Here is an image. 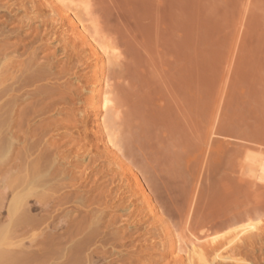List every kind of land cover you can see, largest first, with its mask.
Masks as SVG:
<instances>
[{"label":"rangeland","instance_id":"obj_1","mask_svg":"<svg viewBox=\"0 0 264 264\" xmlns=\"http://www.w3.org/2000/svg\"><path fill=\"white\" fill-rule=\"evenodd\" d=\"M84 1L117 49L104 69L115 146L86 103L94 61L79 31L70 32L48 0H0V57L13 60L0 71L8 75L0 74V122L11 117L0 131L14 140L0 179L16 176L20 189L28 164L46 152L54 157L42 187L50 207L31 212L47 223L35 233L44 240L52 232L67 245L82 224L94 233L84 252L100 264H186L169 232L228 237L252 220L255 231L241 235L234 252L264 264V180L252 177L245 159H264V0ZM5 215L1 208L0 222ZM29 234H7L1 247L8 238L28 244Z\"/></svg>","mask_w":264,"mask_h":264},{"label":"bare ground","instance_id":"obj_2","mask_svg":"<svg viewBox=\"0 0 264 264\" xmlns=\"http://www.w3.org/2000/svg\"><path fill=\"white\" fill-rule=\"evenodd\" d=\"M48 1L55 7V8H51V9H54L53 12L57 11L55 14L59 13L57 15L62 19V21H64L63 19L68 20V27L70 28L69 29L70 32H73L75 30L77 32L79 31L78 33L77 32L76 33L79 35L80 41L82 40V42L86 45V47L88 46L90 48L89 50H90L91 55H92V56L90 55V57H92L91 59L94 61V63H93L94 69L92 70L93 81H92V88L89 90V99H88L89 102H86V103L88 104L89 108L91 109V110L89 109V111H93L95 113V116H97L98 121H99L98 123L100 125V129H101V131H103V133H105L104 136L106 135L107 141L109 142V144L111 143L113 146H115L116 143L114 144V142H113V135H114L113 134V131H114L113 130V126H114L113 117H114V113H115L114 102H113L114 100L112 99V96H111V88H110L111 86L109 84V80H107V78L105 76V73H104L105 70L104 69H105V64L107 65V62L109 63V61L116 59L117 49L115 47L111 46L108 42H105V40L102 39L103 37H101L102 35L100 36V32L98 31V29H97L98 27L96 25L97 23H95L90 16L91 15L90 14V5L86 1H84V0H48ZM35 6H37V5H34V7ZM53 6H51V7H53ZM1 7H3L4 9H8L9 6H7V3H6L3 6L1 5ZM23 7H22V9H23ZM34 7L32 8V6H31L30 7L31 9H29V10L27 8H25V10L27 9L28 13L32 14V12H34L33 11ZM38 10H39V8H38ZM34 18L36 19L37 17L35 16ZM38 18H39V16H38ZM31 20L32 21L34 20L33 17L28 18V22H29L30 26H31V24H30ZM42 23H43V21H42ZM65 25H67V23ZM67 32H68V29H67V31L65 30L64 33L66 34ZM71 34H73V33H71ZM63 37H64V35H63ZM65 37H67L69 39V36H65ZM1 54L2 53L0 52V55ZM88 55H89V53H88ZM2 57H0L1 58L0 59V69H1L0 71H1V73H3L2 70L5 69V68H3L4 66L6 68L11 66L10 65L11 63H9V66H8V62L11 60V59H8L9 56L6 54L4 56V58H2ZM11 61H13V60H11ZM6 62H7V64H6ZM12 64H14V62ZM1 66H3V67H1ZM12 66H14V65H12ZM6 70H4V72H6ZM6 73H5V75H6ZM1 75H3V74H1ZM5 75H3L4 78H2V79L6 78ZM10 75H12V74H10ZM6 76H8V75H6ZM10 77L12 78V76H9V78ZM2 79L0 81L1 82L0 84H2L3 81L5 83L6 79L3 81H2ZM7 81H8V79H7ZM5 87H7V86H5ZM1 89H2V87L0 88V91H1ZM2 92H4V90ZM6 106H4V108ZM35 107L36 106H33V107L29 108L28 111H25V112L23 111L24 113L22 114L21 118L19 117V119H18L19 125L23 124L22 122H24V123L27 122V124H28V121H29L28 116L34 115L36 113ZM5 110L6 109H4V111ZM7 113L9 114V112H6V116H7ZM7 119H8V121H6ZM9 120H11L10 115H8V117L4 116L1 119L0 123L3 124L4 122H9ZM0 128H2V126H0ZM23 132H25V131H23ZM1 133L2 132L0 131V165H4L5 162L8 163L7 161H9V160L6 161V159H8V157H10L8 154L11 151H13L12 148L14 146L13 145L14 140L12 138L13 137L12 135H9V136L7 135V137H6V135L4 136ZM33 136L34 135H32V138H34ZM27 138H26V140H28ZM29 142H30V140H29ZM30 144H29V146H31L30 148H32V145H30ZM27 149H25V150H27ZM27 152H29V151H27ZM46 153L45 154L43 153L42 156L40 155L39 159L36 160V163L33 160L32 162H34V164L33 163L28 164V166L32 165V166L28 167L29 170L27 171V173L28 172L29 173L27 174L26 171L24 170V173L22 174V175H25L26 177H24V176L21 177L18 175L19 177H21V181H22V183H21L22 186H20V183L18 186V187H21L20 189H17L14 186L15 182H13V180L15 181L16 176L14 177V175H13L14 178L12 180H10V177H9L10 174L9 175L5 174V175L1 176V179H0L1 180L0 181V183H1V185H0V209L1 208L5 209L6 220L0 222V237H1L0 238V264H100L101 262H99V261H101V260H99V259L94 260L92 258V256H88L84 252V250L87 248V246L90 244V242L92 243L94 233L93 234L92 233L86 234L85 228H83L82 224L78 225L74 229L75 230L74 236L77 237V238H75L76 240L73 241L72 243H68L67 245L66 244L64 245V241L66 239L65 237L62 238L59 235L58 236L53 235L52 232L49 235H47L44 240L41 239L43 237V236L41 237V235H42L41 231L39 233H35V231L38 228V225L41 223V220H42L43 224L45 223L43 221L45 218L41 217L42 219H38L34 215L32 216V214H33V213L31 214L32 210L33 209H40L42 211H46V209H47V211H48V207H50V204L48 202L46 204V201L48 199L45 198V196L48 193L46 195H44L46 193L44 191V188H45L44 185H45V183L47 184V182H48L47 181L49 179L48 173H49L50 167L52 166V165H50V164H52V162L49 160L53 161L54 157L52 159H50L51 155L49 156V153H47L48 155ZM7 155H8V157H7ZM24 155H23V157H24ZM16 156H17V154H16ZM29 158H30V156H29ZM14 159H16V158H14ZM245 159L250 162V168L248 169V167H247V169L250 171L251 175H253L252 177H254L255 179H258V180H264V159L257 160V159H255L254 155H252L251 153L246 155ZM6 163H5V165H6ZM47 167H49V168L47 169ZM24 168H26V167H24ZM51 169H52V167H51ZM3 173H5V172H3ZM13 173H14V171H13ZM11 175H12V172H11ZM22 179L24 180V182ZM54 180L56 181V179H54ZM12 182L14 183V185L12 184ZM72 183L74 184V182H72ZM16 184H18V183H16ZM52 184H54V183H52ZM43 186H44V188H42ZM38 188L41 189L40 190L41 193L38 190ZM37 193H40V195H38ZM31 198H35L36 200L34 199V202H32V204H29L28 202L31 200ZM248 221H250V219ZM251 221L250 222L245 221V223L242 222L243 225L240 226L239 229H236L237 231L234 234H232V236H228V237L223 236L222 233L212 232L210 230H209L210 232H208V231L204 232L202 234L203 235L202 237L201 236L199 237L194 232H189L188 235L185 234V236H183V235H180L179 232H178L179 234H177L176 231L175 232L171 231L168 234V239H169L170 246L172 247V249H174V250L176 249L178 252L183 253V258H184L186 264H249L246 261L238 259L237 258L238 256L236 257L235 252H234V248H235L234 245L236 243H238L240 240L242 241V239H240L241 235H243V234L245 235V233H247V231H249V232H251L253 230L255 231V229H256V227L254 225L255 222L252 224ZM59 222L62 223L63 220H60ZM65 222H67V221H65ZM92 222L90 221V223H92ZM90 223H89V226H90ZM239 225H241V224H239ZM18 232L19 233L20 232L30 233L29 236H27L28 240L26 239L28 241V244L27 243L25 244V239H24V241H22L21 239H19V240L15 239L16 241H12V240L10 241V238H8L9 242L7 240L8 243H6V245H4V246L5 247L7 246L9 248L5 249V248H3L4 246L1 247L2 244H5L4 239H5L7 234L11 233L14 236H16L15 234H17ZM81 234H83V235L79 238L77 235L80 236ZM70 235H72V233L71 234L69 233V236ZM39 237L42 241L37 240V239H39ZM11 239H12V237H11ZM203 240L206 241L208 245L212 246L211 251L214 252L212 257L206 256L205 253L203 252V248L201 247V244H200V243H202L201 241H203ZM66 241H67V239H66ZM1 248H2V250H1ZM224 249H228V250L224 251L223 254L220 253V250H224ZM235 250H236V248H235ZM100 257L102 258V262H103L105 260L104 254H102V256H100Z\"/></svg>","mask_w":264,"mask_h":264}]
</instances>
